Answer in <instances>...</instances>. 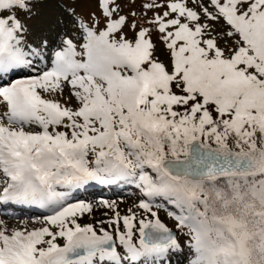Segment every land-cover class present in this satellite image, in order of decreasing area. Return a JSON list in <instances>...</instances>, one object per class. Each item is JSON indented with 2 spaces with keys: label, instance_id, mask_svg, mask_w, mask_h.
<instances>
[{
  "label": "snow or ice",
  "instance_id": "6c2138e0",
  "mask_svg": "<svg viewBox=\"0 0 264 264\" xmlns=\"http://www.w3.org/2000/svg\"><path fill=\"white\" fill-rule=\"evenodd\" d=\"M86 3L0 0V264H264V0Z\"/></svg>",
  "mask_w": 264,
  "mask_h": 264
},
{
  "label": "rangeland",
  "instance_id": "374dc122",
  "mask_svg": "<svg viewBox=\"0 0 264 264\" xmlns=\"http://www.w3.org/2000/svg\"><path fill=\"white\" fill-rule=\"evenodd\" d=\"M86 10H91V6L88 5L86 3V0H85L84 8L78 9V11L83 12ZM141 198H144L145 200H147L146 197H142V194L134 195L133 193L130 194V196L119 194V195L114 196V197H109L108 199H106V198H100V199L99 198H91L92 200H89L88 202L93 205V212L91 214H85V216L82 218V220L85 223H93L96 220L107 219V217L103 216V213L106 211V209H104L103 207H100L98 204V202L101 200H114V199H116L114 202L117 205H119V210L123 213L127 208L132 207L133 205L139 203V200ZM84 199H86V198L80 197L77 200H84ZM157 205L158 204H153V210L157 211L160 218L165 223H167L169 227H171L173 222L171 220H169V218L167 216L168 207H166V204L159 206V207H157ZM38 218H40V217H38ZM4 221L6 224H8L10 226L26 224V221L21 220V219H17V220L6 219ZM33 222L36 225L40 226L39 219H37L36 221H33ZM95 226L97 228L100 227L99 224H96ZM185 255L186 254H183V253L174 255L173 256L174 259L171 258V260L169 261V264H185Z\"/></svg>",
  "mask_w": 264,
  "mask_h": 264
},
{
  "label": "bare ground",
  "instance_id": "6f19581e",
  "mask_svg": "<svg viewBox=\"0 0 264 264\" xmlns=\"http://www.w3.org/2000/svg\"><path fill=\"white\" fill-rule=\"evenodd\" d=\"M21 77H23V76H21ZM20 77V78H21ZM91 193H94V190L93 189H91V186H90V189H88V190H86V191H83V192H81V193H78V194H75V196H74V199H79L80 197H88V195H90Z\"/></svg>",
  "mask_w": 264,
  "mask_h": 264
}]
</instances>
